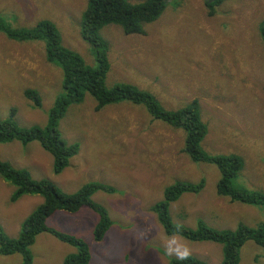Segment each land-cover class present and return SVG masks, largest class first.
Returning <instances> with one entry per match:
<instances>
[{
    "label": "rangeland",
    "instance_id": "rangeland-1",
    "mask_svg": "<svg viewBox=\"0 0 264 264\" xmlns=\"http://www.w3.org/2000/svg\"><path fill=\"white\" fill-rule=\"evenodd\" d=\"M132 3L144 0H127ZM157 19L144 23V34H127L118 24L99 31L108 44L109 70L105 87L124 82L147 89L166 110H176L197 99L206 134L200 142L211 155H237L242 164L231 184L249 191L264 188V47L258 25L264 21V0H223L211 7L205 0H164ZM211 1V0H208ZM87 0H0V26L19 31L50 22L61 45L95 66L94 47L80 31ZM213 9L212 15L207 10ZM259 37V38H258ZM63 69L46 59V39H9L0 32V119L11 115L22 126H44L49 108L62 93ZM26 88L38 90L41 107L24 97ZM96 98L85 92L69 104L57 129L77 152L56 173L52 155L36 142L0 143V159L24 168L36 179H48L62 191L75 192L88 182L116 189L97 191L92 200L111 220L100 241L93 232L95 212L56 211L46 225L84 240L88 264H168L164 232L150 206L176 182H203L197 192H184L169 205L174 222L196 227L202 220L217 229L240 225L256 228L264 206L220 195L221 177L215 163L192 161L184 152L186 133L153 118L143 104L122 101L94 110ZM13 186L0 176V225L16 237L27 215L42 202L38 194L11 201ZM192 255L208 264H220L222 245L191 241L179 235ZM29 264H64L76 249L49 232L38 233L28 247ZM175 257V256H172ZM21 253H0V264H21ZM238 264H264V252L253 240L240 248Z\"/></svg>",
    "mask_w": 264,
    "mask_h": 264
},
{
    "label": "trees",
    "instance_id": "trees-1",
    "mask_svg": "<svg viewBox=\"0 0 264 264\" xmlns=\"http://www.w3.org/2000/svg\"><path fill=\"white\" fill-rule=\"evenodd\" d=\"M223 0H205L209 7ZM165 7L164 0H144L132 3L127 0H87V6L81 16L80 31L82 38L94 47L95 66H89L76 53L65 49L60 43L58 30L50 23L42 21L33 29L23 28L19 31L9 30L0 26L9 39H46V59L55 60L63 69L62 93L49 108L47 122L44 126H22L14 119V113L7 118L0 119V143L17 140L23 144L36 141L53 157V169L56 173L63 170L69 159L77 152L78 144L66 142L61 138L57 129L58 120L66 107L71 103L82 101L85 92L91 93L97 100L94 110L98 111L109 104L128 101L132 104H143L153 118L162 119L174 127H181L186 133L183 152L192 161H207L215 163L221 173L217 183L220 195L228 196L231 201L264 206V188L260 191L242 190L231 184L242 161L237 155H211L203 151L200 142L206 134V124L200 116L197 99L176 110H166L156 100L155 95L147 89L137 88L129 83H118L112 88L105 87L106 75L109 70L107 57L108 44L102 39L99 31L108 23L118 24L127 34H144L143 24L152 22L159 17ZM214 13L207 10L208 15ZM258 33L264 47V21L258 25ZM259 38V37H258ZM38 90L26 88L24 96L33 102V106L41 107V97ZM0 176L13 186L10 200L16 201L24 194H38L42 202L25 217L20 225L16 237H10L0 225V253H21L23 262L31 261L29 246L34 237L40 232H49L63 242L75 247V251L67 255L64 264H88L90 251L88 244L79 237L65 234L46 225V220L59 210L76 212L81 208H88L95 212L98 221L93 232L94 241H100L111 225L106 209L92 200L93 193L102 191L114 193L116 189L100 182L83 184L75 192L62 191L50 180L34 179L28 170L15 168L7 161L0 159ZM203 188V182H176L164 189L163 198L150 206L164 232L168 235H179L191 241H210L222 245V259L220 264H238L241 246L247 240H253L260 245L264 252V217L256 228L240 225L234 230H217L202 220L196 227H188L174 222L170 216L169 205L182 193H197ZM181 225L179 231L176 225ZM170 257V256H169ZM168 264H208L194 255L187 260L170 257Z\"/></svg>",
    "mask_w": 264,
    "mask_h": 264
},
{
    "label": "clouds",
    "instance_id": "clouds-1",
    "mask_svg": "<svg viewBox=\"0 0 264 264\" xmlns=\"http://www.w3.org/2000/svg\"><path fill=\"white\" fill-rule=\"evenodd\" d=\"M181 225L177 224L176 229L179 231ZM164 250L168 256H175L178 260H187L191 257V249L183 243H180L175 234L169 237L164 243Z\"/></svg>",
    "mask_w": 264,
    "mask_h": 264
},
{
    "label": "flooded vegetation",
    "instance_id": "flooded-vegetation-1",
    "mask_svg": "<svg viewBox=\"0 0 264 264\" xmlns=\"http://www.w3.org/2000/svg\"><path fill=\"white\" fill-rule=\"evenodd\" d=\"M23 95H24V92H23ZM24 97L27 98L26 96H24ZM27 99H28V98H27ZM29 100H30V99H29ZM10 112H13L14 115H15L17 111H16L15 107H12Z\"/></svg>",
    "mask_w": 264,
    "mask_h": 264
}]
</instances>
